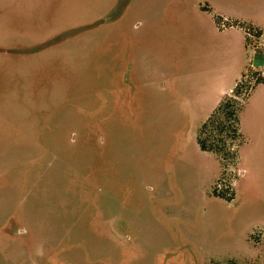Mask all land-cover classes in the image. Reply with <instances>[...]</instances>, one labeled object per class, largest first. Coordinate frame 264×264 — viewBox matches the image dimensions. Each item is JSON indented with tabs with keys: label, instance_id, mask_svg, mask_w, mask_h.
I'll use <instances>...</instances> for the list:
<instances>
[{
	"label": "rangeland",
	"instance_id": "rangeland-1",
	"mask_svg": "<svg viewBox=\"0 0 264 264\" xmlns=\"http://www.w3.org/2000/svg\"><path fill=\"white\" fill-rule=\"evenodd\" d=\"M260 36L264 0H0V264H264ZM182 61L196 85H175ZM242 66L220 100L242 104L239 136L230 118L224 156L201 150V87Z\"/></svg>",
	"mask_w": 264,
	"mask_h": 264
},
{
	"label": "crops",
	"instance_id": "crops-1",
	"mask_svg": "<svg viewBox=\"0 0 264 264\" xmlns=\"http://www.w3.org/2000/svg\"><path fill=\"white\" fill-rule=\"evenodd\" d=\"M110 9V8H109ZM145 9H148L146 7H140V10L143 11ZM139 8L136 10L138 11ZM110 13V12H108ZM222 20L221 17H216V21L218 22ZM226 22V21H225ZM228 23L231 24L233 23L234 26H228V27H233L237 30H239L241 32L242 35H244V27H248V25H246L245 23H242V22H239V21H236V20H231V19H228ZM245 37H246V34H245ZM260 44H259V47H257V50H258V58H257V63L255 66H257L258 68H260L261 70V74L262 76H264V73L262 71V65H263V62H264V37L260 36ZM37 43L35 44H32V45H36ZM24 45H15V46H9V47H23ZM26 46H31V45H26ZM1 52H5L3 50H1ZM42 52V51H40ZM39 52V53H40ZM38 52H35V53H31L30 55H35L37 54ZM5 54V53H3ZM7 55H9L7 52H6ZM46 55V54H45ZM53 55V54H52ZM260 57V59H259ZM180 62V61H179ZM250 63V62H249ZM249 63H248V66H249ZM186 62L185 61H182L181 63H179L180 65V69L178 70V76L175 80V85H177V83L179 82H184L185 85H189L187 82H191L192 84H195L193 82V80H191L190 78L192 77V75L190 74H186L185 72V69L187 68L186 67ZM132 66H134V63L132 61ZM229 66V65H228ZM248 68V67H247ZM245 68L244 69V66H242L241 68L238 69V71L234 70V67H232V69L229 71L227 70L226 73L221 76L220 78L216 79L215 81L211 82V83H205V86H202L201 87V91H200V95L202 97H205L204 101H206L205 103H209V105H211V107L209 108V110H215L218 105L220 104V100L223 96H227L229 95L232 90L234 89V87L236 86L237 82L240 80V77L245 74L244 71L247 69ZM188 69V68H187ZM244 69V70H243ZM246 72V71H245ZM28 75H34V73L32 72H29ZM196 85V84H195ZM257 88H260L257 90ZM185 89H187V87H185L183 90L180 89V95H188V93H185ZM257 90V91H256ZM58 92V89H53L51 88L50 90H48L47 92V95H45L44 99L42 98L41 95L43 94H35V93H31L30 95H28V101L26 102V108H29L27 110L29 111H34V112H38V114L42 111L45 110V108H48L49 106H51V102L52 100L49 99V95H52L54 92ZM121 99V96L119 94V100ZM250 99H253L254 102H255V113H257L260 117V122L258 124L259 126V152H260V155H264V151H261L262 149H264V80L263 82L261 83H258L254 86V88L251 90L249 96H248V100ZM31 109V110H30ZM204 109H207L204 107ZM37 117L36 119L37 120H33V122H29V123H32L34 124L35 126L36 125H40V119L38 118V116H35ZM44 124V122H43ZM44 135H47V132L45 134H42L40 133L39 136L40 138H42ZM46 138V137H44ZM43 142H41L43 145H48V144H45V143H49L52 142V139H49V140H44L42 139ZM55 141V140H54ZM53 143V142H52ZM59 143V142H58ZM2 188V187H0ZM6 188V187H4ZM17 188V187H16ZM50 192H51V189H50ZM29 193H26V194H23L24 195V198H26L28 196ZM13 202L11 204V210L13 212V214H16L15 212L18 211V217L20 218L19 221L16 220V219H13V223L11 224V221L10 219L8 220V216L6 217L5 219V224H2L1 226L3 228H5L6 226L8 227L7 229L10 230V231H14L15 233V236H18V237H21L22 235L24 234H28V232H30L29 228H27L25 226V224H23V220L25 217L28 218V210H29V206L25 207V204H22L21 200H16V201H11ZM26 202V200L24 201ZM21 204V205H20ZM8 220V222H7ZM8 223L11 224L8 225ZM7 224V225H6ZM23 229L24 232L23 233H18V230L19 229ZM223 261H226V262H230L229 260H223ZM223 261H212L213 264L216 263V264H221ZM232 262V261H231ZM211 264V263H210Z\"/></svg>",
	"mask_w": 264,
	"mask_h": 264
},
{
	"label": "trees",
	"instance_id": "trees-1",
	"mask_svg": "<svg viewBox=\"0 0 264 264\" xmlns=\"http://www.w3.org/2000/svg\"><path fill=\"white\" fill-rule=\"evenodd\" d=\"M218 22H220V21H218ZM224 23H225V26H232V25L234 26L233 23L229 24L228 21H226ZM243 29L246 33V37H248V35L252 34V31H254V30H257L258 33H256V34L258 36L260 35V32L258 31V29L253 28L251 26L244 27ZM259 59H260V57H259ZM255 62H257V59ZM244 77H245V74L242 75V79ZM242 79L237 82L236 86L232 90V93H239L238 90L241 88L240 86H242L241 85ZM263 80H264L263 76L260 73V77L256 79L254 85L247 88L245 98L248 96L249 92L254 88V86L258 83L263 82ZM245 98L242 100V102L245 100ZM225 100H223L218 105V107L215 109L216 112L213 114V116L211 118H208L207 121L204 122V124L202 125V128L200 129V132L198 134L199 135L198 145L200 146L201 150L213 152L214 154H216L218 156H224V155L219 154L220 151L224 150V146H223L224 140L221 139L219 136L221 134H223L226 129H227V132L229 131V127L228 128L225 127V122L229 121L230 118H231V120H233V127H231V128H233L231 130L232 134L230 131V134L226 133V135L228 137L232 136V139H234V140L236 139L237 136H239L238 128H237V125H238L237 114H238V111L241 110L242 104L231 105L230 103H224ZM208 127H209L208 135L206 137L202 138V136L204 135V133H203L204 130ZM232 148L234 150L235 145H233ZM234 151L236 152V150H234ZM216 188L217 187H213V189H212V193L215 197H217Z\"/></svg>",
	"mask_w": 264,
	"mask_h": 264
},
{
	"label": "water",
	"instance_id": "water-1",
	"mask_svg": "<svg viewBox=\"0 0 264 264\" xmlns=\"http://www.w3.org/2000/svg\"><path fill=\"white\" fill-rule=\"evenodd\" d=\"M262 71H263V73H264V62H263V65H262Z\"/></svg>",
	"mask_w": 264,
	"mask_h": 264
},
{
	"label": "flooded vegetation",
	"instance_id": "flooded-vegetation-1",
	"mask_svg": "<svg viewBox=\"0 0 264 264\" xmlns=\"http://www.w3.org/2000/svg\"><path fill=\"white\" fill-rule=\"evenodd\" d=\"M101 24H102V23H101ZM101 24H97L96 27H97V26H100Z\"/></svg>",
	"mask_w": 264,
	"mask_h": 264
},
{
	"label": "built area",
	"instance_id": "built-area-1",
	"mask_svg": "<svg viewBox=\"0 0 264 264\" xmlns=\"http://www.w3.org/2000/svg\"><path fill=\"white\" fill-rule=\"evenodd\" d=\"M225 26V25H224Z\"/></svg>",
	"mask_w": 264,
	"mask_h": 264
}]
</instances>
